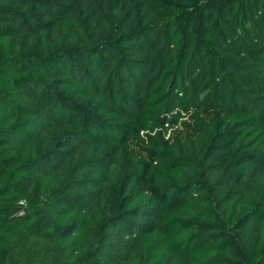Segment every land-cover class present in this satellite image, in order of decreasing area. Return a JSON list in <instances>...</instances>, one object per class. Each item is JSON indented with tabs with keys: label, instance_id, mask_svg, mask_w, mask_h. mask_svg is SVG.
<instances>
[{
	"label": "trees",
	"instance_id": "obj_1",
	"mask_svg": "<svg viewBox=\"0 0 264 264\" xmlns=\"http://www.w3.org/2000/svg\"><path fill=\"white\" fill-rule=\"evenodd\" d=\"M0 261L264 264V0H0Z\"/></svg>",
	"mask_w": 264,
	"mask_h": 264
},
{
	"label": "built area",
	"instance_id": "obj_2",
	"mask_svg": "<svg viewBox=\"0 0 264 264\" xmlns=\"http://www.w3.org/2000/svg\"><path fill=\"white\" fill-rule=\"evenodd\" d=\"M26 201L25 199H21L19 202H18V205L20 206L19 207V214H22L23 213V206L25 205Z\"/></svg>",
	"mask_w": 264,
	"mask_h": 264
},
{
	"label": "water",
	"instance_id": "obj_3",
	"mask_svg": "<svg viewBox=\"0 0 264 264\" xmlns=\"http://www.w3.org/2000/svg\"><path fill=\"white\" fill-rule=\"evenodd\" d=\"M0 264H2V262L0 261Z\"/></svg>",
	"mask_w": 264,
	"mask_h": 264
}]
</instances>
